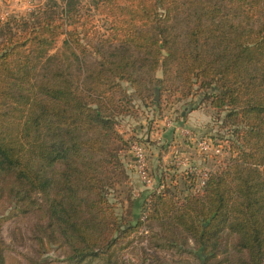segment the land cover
Returning <instances> with one entry per match:
<instances>
[{
	"label": "trees",
	"instance_id": "trees-1",
	"mask_svg": "<svg viewBox=\"0 0 264 264\" xmlns=\"http://www.w3.org/2000/svg\"><path fill=\"white\" fill-rule=\"evenodd\" d=\"M91 1L107 35L77 30L79 0L0 22V225L36 218L27 264H117L153 222L155 248L184 264H264V0ZM176 103L208 111L226 157L199 190L195 173L179 188L161 172L162 191L125 206L118 125ZM0 264H21L2 239Z\"/></svg>",
	"mask_w": 264,
	"mask_h": 264
},
{
	"label": "rangeland",
	"instance_id": "rangeland-1",
	"mask_svg": "<svg viewBox=\"0 0 264 264\" xmlns=\"http://www.w3.org/2000/svg\"><path fill=\"white\" fill-rule=\"evenodd\" d=\"M12 6H15L14 9L9 11V13L4 16L3 7L0 6V22H4L11 16H21L22 11H20L21 4L19 0H10ZM45 0H33L32 3L25 4V8L35 7L36 5L44 2ZM60 6L63 4V0H54ZM80 4L83 6V10L80 12L79 24L77 25V30L81 32H93L96 33V37L102 36V34L107 35V28L109 21L103 17L98 16V14L92 10V1L91 0H79ZM10 5V4H9ZM27 6V7H26ZM19 8V10H16ZM25 12L27 9H24ZM24 12V11H23ZM68 30H71V28ZM89 38V37H88ZM65 37L59 39L56 44L55 50L51 52L53 54L57 50H61L62 42ZM154 94V98L155 99ZM158 92V99H159ZM155 101V100H154ZM158 101V100H157ZM163 112L161 115L158 113H153L152 110L142 109L143 111H134L132 114L133 119L131 126H137L138 129H141V133L144 136H136L132 135L130 130L132 129L129 126V121H124L118 125V131L122 135L123 139L129 142V146L126 150H124V163H125V175H122V184L120 187H117L116 190L120 192V196L118 193V201H121L125 206L129 204L127 199L129 196H138V194L142 191L147 192H157L159 189L162 191L160 186H158L156 181V176L166 172L170 173L173 177H175L177 186L182 188L180 183V174L192 173L191 170L195 169L196 172H212L218 168L220 163L225 159L226 153L224 148L226 145L220 142H213L211 136L216 134L218 129L214 127L211 123H207L205 126H202V130H207L208 136H193L195 133L188 130L189 134H183V136H173L172 142L169 140L168 136H160L163 134L165 129H157L154 125L158 120L163 119H172V122L179 121L181 118V114L186 115L189 112L194 110L183 108L181 104H174L163 106ZM136 110V109H135ZM198 110V109H197ZM205 110V109H204ZM203 110V111H204ZM206 115H210L208 111L202 112ZM196 114V113H195ZM196 116V115H195ZM197 117V116H196ZM151 123V124H150ZM166 128V127H165ZM184 129V128H182ZM159 131L158 136H151V132L154 134ZM201 135V134H200ZM200 140H208L213 144V146L221 147V151L219 154L214 153L213 151L202 152L198 149L197 143ZM133 143H137L142 146L146 153L147 159V172L150 178L153 180L154 185L153 188H147L140 180L137 175L135 169V163L133 159V155L131 153V145ZM180 151L183 155L182 157L178 156ZM175 153H178V157L175 158ZM194 174V173H193ZM198 175L199 173H195ZM158 177V176H157ZM199 190V189H197ZM158 191V192H160ZM113 197V196H112ZM149 204V201L146 203V209ZM36 218L33 216H22L17 219L4 222L0 225V239L9 246L11 249V255L15 257L21 264H27L25 258L34 257V245L31 241V227L35 223ZM159 223L153 222L145 224L143 229L136 235H134L127 245V247L120 252L115 262L117 264H184L182 260L179 259L176 255L175 251H166L159 250L155 248V243L152 240V232L160 233ZM235 238L232 236H225L223 238L222 248L226 246H233ZM176 246L180 250L192 249L194 247L191 241H187L184 244L183 240H176ZM58 253L49 252L48 257L45 259L43 264H59L62 259V255ZM188 264H199L195 261H187Z\"/></svg>",
	"mask_w": 264,
	"mask_h": 264
},
{
	"label": "crops",
	"instance_id": "crops-1",
	"mask_svg": "<svg viewBox=\"0 0 264 264\" xmlns=\"http://www.w3.org/2000/svg\"><path fill=\"white\" fill-rule=\"evenodd\" d=\"M11 1L10 0H0V6L3 7V11L4 12V16H6L9 11H11L12 9H14L15 6L11 5ZM10 4V5H9ZM23 5H25L24 3H21ZM21 5L20 8L22 11L21 14L25 15L27 12H25L24 9H27L26 11H29V7L25 8V6ZM32 9V8H31ZM16 10H19V8H16ZM24 11V12H23ZM205 111V110H204ZM202 109H198V110H194L192 112L187 113L186 115H183V113L180 115L181 118L179 119V121H175L173 123L172 119H163L158 120L157 122H155L156 125H154L157 129H165L163 134H161L160 136H170L169 140H171L170 142L173 141V136H183L182 133V128H184L185 130H190L192 127L191 131L193 133H195V135L193 134V136H208L207 130H202V126H205L207 123L211 122V119L208 115L202 113L204 112ZM196 113V114H195ZM197 117H196V116ZM166 127V128H165ZM184 130V131H185ZM159 133V131L157 130V132L154 134L153 132H151V136H158L157 134ZM201 134V135H200ZM175 141H177V139H174ZM179 153V155H178ZM178 153H175V158H177L178 156L182 157L185 154H182L180 151H178ZM178 155V156H177Z\"/></svg>",
	"mask_w": 264,
	"mask_h": 264
},
{
	"label": "built area",
	"instance_id": "built-area-1",
	"mask_svg": "<svg viewBox=\"0 0 264 264\" xmlns=\"http://www.w3.org/2000/svg\"><path fill=\"white\" fill-rule=\"evenodd\" d=\"M19 1L24 3V4H29L32 2V0H19ZM184 130L185 129L182 130L183 134L191 135V134H189V132L187 130H185V131ZM197 147L202 152L213 151L214 153L219 154L222 146L219 148V146H215V145L213 146V144L211 142H209L208 140H200L197 143ZM131 153L133 155L137 175L140 178L141 182L147 188H153L154 182L150 178V176L147 172V159H146V153H145L144 149L142 148L141 145H139L137 143H133L131 145ZM190 172L199 173L198 175L200 178H199V183H198V189H200L204 185V182L208 176V172H206V171L196 172L195 169L191 170V168H190ZM157 190L160 191L159 189H157Z\"/></svg>",
	"mask_w": 264,
	"mask_h": 264
},
{
	"label": "water",
	"instance_id": "water-1",
	"mask_svg": "<svg viewBox=\"0 0 264 264\" xmlns=\"http://www.w3.org/2000/svg\"><path fill=\"white\" fill-rule=\"evenodd\" d=\"M155 94L156 95H155V99L154 100L157 101L158 100V91H156Z\"/></svg>",
	"mask_w": 264,
	"mask_h": 264
}]
</instances>
